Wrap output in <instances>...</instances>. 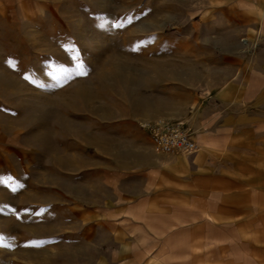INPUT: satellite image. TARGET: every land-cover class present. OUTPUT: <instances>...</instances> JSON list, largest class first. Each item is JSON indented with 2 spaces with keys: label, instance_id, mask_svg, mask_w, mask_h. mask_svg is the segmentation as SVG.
Here are the masks:
<instances>
[{
  "label": "rangeland",
  "instance_id": "rangeland-1",
  "mask_svg": "<svg viewBox=\"0 0 264 264\" xmlns=\"http://www.w3.org/2000/svg\"><path fill=\"white\" fill-rule=\"evenodd\" d=\"M261 50L264 0H0V264H229L211 223L133 195L138 123L186 131L185 86Z\"/></svg>",
  "mask_w": 264,
  "mask_h": 264
},
{
  "label": "crops",
  "instance_id": "crops-1",
  "mask_svg": "<svg viewBox=\"0 0 264 264\" xmlns=\"http://www.w3.org/2000/svg\"><path fill=\"white\" fill-rule=\"evenodd\" d=\"M182 99L174 117L196 152L158 155L150 138L141 143L133 195H148L172 220L211 223L229 264H264V55L258 76L235 71L201 93L185 86Z\"/></svg>",
  "mask_w": 264,
  "mask_h": 264
},
{
  "label": "built area",
  "instance_id": "built-area-1",
  "mask_svg": "<svg viewBox=\"0 0 264 264\" xmlns=\"http://www.w3.org/2000/svg\"><path fill=\"white\" fill-rule=\"evenodd\" d=\"M138 127L149 136L152 148L156 153L190 155L197 150V145L190 134L178 124L153 120L139 122Z\"/></svg>",
  "mask_w": 264,
  "mask_h": 264
},
{
  "label": "snow or ice",
  "instance_id": "snow-or-ice-1",
  "mask_svg": "<svg viewBox=\"0 0 264 264\" xmlns=\"http://www.w3.org/2000/svg\"><path fill=\"white\" fill-rule=\"evenodd\" d=\"M129 23H130V21H129ZM115 26L119 28V27H123L124 25L122 23H117Z\"/></svg>",
  "mask_w": 264,
  "mask_h": 264
}]
</instances>
